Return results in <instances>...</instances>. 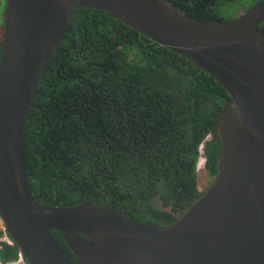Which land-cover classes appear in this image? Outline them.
<instances>
[{
    "label": "water",
    "instance_id": "1",
    "mask_svg": "<svg viewBox=\"0 0 264 264\" xmlns=\"http://www.w3.org/2000/svg\"><path fill=\"white\" fill-rule=\"evenodd\" d=\"M105 11L212 75L228 92L217 173L172 224L91 202L40 205L28 178L30 112L74 10ZM264 0L231 22L169 0H7L0 57V217L27 264H264ZM52 231H59L73 261Z\"/></svg>",
    "mask_w": 264,
    "mask_h": 264
},
{
    "label": "trees",
    "instance_id": "2",
    "mask_svg": "<svg viewBox=\"0 0 264 264\" xmlns=\"http://www.w3.org/2000/svg\"><path fill=\"white\" fill-rule=\"evenodd\" d=\"M169 1L193 18L231 22L238 13L230 8L246 12L259 0ZM228 99L212 75L180 54L105 11L76 8L32 103L31 190L45 207L91 202L168 226L207 188L200 190L198 176L202 151L207 175L217 173ZM52 234L75 261L61 232ZM0 245L2 264L19 261L16 244Z\"/></svg>",
    "mask_w": 264,
    "mask_h": 264
},
{
    "label": "rangeland",
    "instance_id": "3",
    "mask_svg": "<svg viewBox=\"0 0 264 264\" xmlns=\"http://www.w3.org/2000/svg\"><path fill=\"white\" fill-rule=\"evenodd\" d=\"M6 1L7 0H0V10L2 9L3 10V12H1V14H2V16L5 14V10H6ZM237 8L238 7H236V6H234V7H232V8H230V10H231V14H235L236 12L238 13V16H240V15H242L243 13H245L244 11H243V9L241 8L240 10H239V12L237 11ZM229 10V9H228ZM0 20H2V17H1V19ZM2 24H3V21L1 22ZM203 149V147L201 148V150ZM204 164H205V158H204V156H203V151H202V154H201V157H200V160H199V165H198V176H199V182H200V190H202L204 187H208V185H209V183H210V177L207 175V173L205 172V170H204ZM3 229H4V224H3V222H2V219H1V217H0V232H3ZM2 236H3V234H2ZM2 236H0V238L2 237ZM0 264H2L1 262H0ZM11 264H27L26 262H24V261H21L20 259H19V261L18 262H16V263H11Z\"/></svg>",
    "mask_w": 264,
    "mask_h": 264
},
{
    "label": "built area",
    "instance_id": "4",
    "mask_svg": "<svg viewBox=\"0 0 264 264\" xmlns=\"http://www.w3.org/2000/svg\"><path fill=\"white\" fill-rule=\"evenodd\" d=\"M0 242L7 243L10 246L15 245V242L12 240V238L7 233V230L5 229V227L3 229V236L0 238ZM0 248H1V245H0ZM19 257L21 261H24V256L21 253H19Z\"/></svg>",
    "mask_w": 264,
    "mask_h": 264
},
{
    "label": "flooded vegetation",
    "instance_id": "5",
    "mask_svg": "<svg viewBox=\"0 0 264 264\" xmlns=\"http://www.w3.org/2000/svg\"><path fill=\"white\" fill-rule=\"evenodd\" d=\"M0 11H1V12H3V10H2V9H1ZM1 12H0V17H2V19H3V17H4V15H5V14L2 16ZM1 26H2V23H1ZM24 262H26V260H25V259H24ZM26 263H27V262H26Z\"/></svg>",
    "mask_w": 264,
    "mask_h": 264
},
{
    "label": "clouds",
    "instance_id": "6",
    "mask_svg": "<svg viewBox=\"0 0 264 264\" xmlns=\"http://www.w3.org/2000/svg\"><path fill=\"white\" fill-rule=\"evenodd\" d=\"M1 243V242H0Z\"/></svg>",
    "mask_w": 264,
    "mask_h": 264
}]
</instances>
